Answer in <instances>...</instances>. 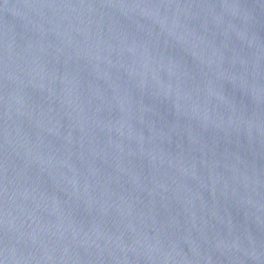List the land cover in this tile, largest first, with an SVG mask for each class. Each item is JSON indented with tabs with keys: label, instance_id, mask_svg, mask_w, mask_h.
Listing matches in <instances>:
<instances>
[{
	"label": "water",
	"instance_id": "obj_1",
	"mask_svg": "<svg viewBox=\"0 0 264 264\" xmlns=\"http://www.w3.org/2000/svg\"><path fill=\"white\" fill-rule=\"evenodd\" d=\"M0 264H264V0H0Z\"/></svg>",
	"mask_w": 264,
	"mask_h": 264
}]
</instances>
